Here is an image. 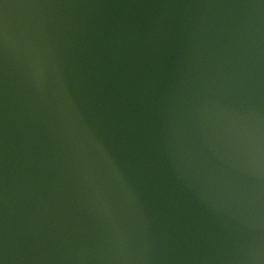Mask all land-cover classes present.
<instances>
[{
  "label": "water",
  "instance_id": "water-1",
  "mask_svg": "<svg viewBox=\"0 0 264 264\" xmlns=\"http://www.w3.org/2000/svg\"><path fill=\"white\" fill-rule=\"evenodd\" d=\"M0 264H264V0H0Z\"/></svg>",
  "mask_w": 264,
  "mask_h": 264
}]
</instances>
